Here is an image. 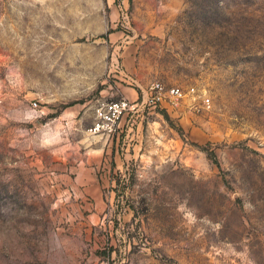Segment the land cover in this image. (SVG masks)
Wrapping results in <instances>:
<instances>
[{"label": "rangeland", "instance_id": "obj_1", "mask_svg": "<svg viewBox=\"0 0 264 264\" xmlns=\"http://www.w3.org/2000/svg\"><path fill=\"white\" fill-rule=\"evenodd\" d=\"M116 4L119 85L196 95L90 135L107 98L53 89L61 56L0 0V264H264V0Z\"/></svg>", "mask_w": 264, "mask_h": 264}, {"label": "crops", "instance_id": "obj_2", "mask_svg": "<svg viewBox=\"0 0 264 264\" xmlns=\"http://www.w3.org/2000/svg\"><path fill=\"white\" fill-rule=\"evenodd\" d=\"M15 9V25L37 27V49L61 56L62 69L55 70L53 89H61L67 100H85L99 89V99L121 97L136 100L139 93L116 79L118 56L128 58L124 36L117 30L119 7L116 0H21ZM55 27L61 37L55 39ZM77 27L80 28L77 31ZM79 36L81 40H77ZM49 54L50 56L54 55ZM53 65V62H49ZM45 75L49 71L44 70ZM33 88V87H31ZM34 88H41L40 86ZM49 88V85L47 86ZM104 99V100H107Z\"/></svg>", "mask_w": 264, "mask_h": 264}, {"label": "built area", "instance_id": "obj_3", "mask_svg": "<svg viewBox=\"0 0 264 264\" xmlns=\"http://www.w3.org/2000/svg\"><path fill=\"white\" fill-rule=\"evenodd\" d=\"M196 95L195 88L184 89L178 85H167L162 81L152 82L145 90L142 99L130 100L125 97L99 102L95 109L94 119L87 131L90 135L112 136L122 128L123 121L138 113L141 108H177L187 98ZM202 106L210 109L211 99L202 96Z\"/></svg>", "mask_w": 264, "mask_h": 264}]
</instances>
